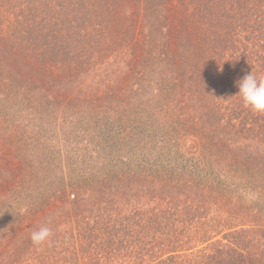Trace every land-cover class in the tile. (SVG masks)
Listing matches in <instances>:
<instances>
[{
    "label": "trees",
    "instance_id": "obj_1",
    "mask_svg": "<svg viewBox=\"0 0 264 264\" xmlns=\"http://www.w3.org/2000/svg\"><path fill=\"white\" fill-rule=\"evenodd\" d=\"M251 71L264 79V0H0V108H18L0 121V264H264V114L237 87ZM41 109L118 131L137 111L155 139L7 159Z\"/></svg>",
    "mask_w": 264,
    "mask_h": 264
},
{
    "label": "rangeland",
    "instance_id": "obj_2",
    "mask_svg": "<svg viewBox=\"0 0 264 264\" xmlns=\"http://www.w3.org/2000/svg\"><path fill=\"white\" fill-rule=\"evenodd\" d=\"M105 66L106 64H104V67ZM115 67L116 65H107V69L109 70V72H111L109 73V77H107V83L114 82V84L116 85L120 76ZM101 68H103V66H101ZM87 76L85 78H87ZM86 83L92 88L99 87L100 89L105 85H99L100 83L98 77L95 78L94 75L88 77ZM110 88H112V85L110 86ZM11 109L18 108H15L13 106H5L4 104L3 107L0 108V112H3L5 114V116L0 119L4 126H7L6 124L10 123L7 118V113H9L10 116ZM69 113L71 115V112L66 110L55 109L53 112H51L45 109H41L40 114L35 117L34 120H32L38 123V128L36 129L39 132L37 130H34L33 137L31 136L29 131H27L26 137L24 135H21L19 137L13 135L12 139H5L7 141L14 142L11 148L15 154H8L7 159H14L15 161H18L21 157L24 158L23 156L28 154V151L26 149L31 150L32 147H36V150H38L37 155H46L49 151H51V147L53 148L54 152L55 150L57 152V148H55L54 146L57 143L59 144L62 139H70L87 143H100L101 141H111L113 143L114 139H126V137L130 138L129 136H131L132 139H155L152 133L146 129V127L148 128V126L142 125V127H139L140 123L137 122V111L135 114L131 113V115H128L129 118L127 119V121L124 120V123L127 126L123 130L119 131L116 127L113 128L112 125H104L101 119H97L95 121L92 120L91 123H65L64 121H62V119L65 116H68ZM33 124L34 123H32V126ZM3 145L6 144L2 139H0V147L3 148ZM12 150H10V152H12ZM109 154H112L114 156V153ZM122 154L129 157L128 152L121 153V155ZM4 159H6V157L4 155H0V174H2L6 168ZM11 172L12 176L16 177V179L19 180V174L14 169H11Z\"/></svg>",
    "mask_w": 264,
    "mask_h": 264
},
{
    "label": "clouds",
    "instance_id": "obj_3",
    "mask_svg": "<svg viewBox=\"0 0 264 264\" xmlns=\"http://www.w3.org/2000/svg\"><path fill=\"white\" fill-rule=\"evenodd\" d=\"M237 87L244 106L254 114H264V79H258L251 71L237 82ZM51 236V229L43 226L31 233V240L41 245L48 242Z\"/></svg>",
    "mask_w": 264,
    "mask_h": 264
}]
</instances>
